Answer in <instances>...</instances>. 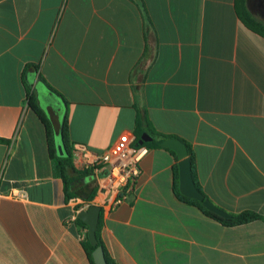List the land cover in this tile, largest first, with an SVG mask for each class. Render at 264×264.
Here are the masks:
<instances>
[{"label": "crops", "instance_id": "0c3cea01", "mask_svg": "<svg viewBox=\"0 0 264 264\" xmlns=\"http://www.w3.org/2000/svg\"><path fill=\"white\" fill-rule=\"evenodd\" d=\"M34 106L56 151L54 106L72 150L153 138L126 201L107 204L101 172L67 197ZM152 132L190 144L215 205L264 217V37L236 0H0V264H91L83 204L101 206L114 264H264V221L227 227L180 201L177 159Z\"/></svg>", "mask_w": 264, "mask_h": 264}, {"label": "trees", "instance_id": "16d2710c", "mask_svg": "<svg viewBox=\"0 0 264 264\" xmlns=\"http://www.w3.org/2000/svg\"><path fill=\"white\" fill-rule=\"evenodd\" d=\"M236 9H237V13L238 16L240 18V20L252 31L258 33L259 35L264 37V22L258 20L249 10L248 8V0H236ZM42 82L46 84V82L42 79ZM49 89L57 96H59L64 104H67V102L63 99L62 95H60L56 90H54L53 88L49 87ZM67 106V105H65ZM34 111L37 113V115L39 116V118L43 121V123L46 125L47 127V133H48V138H49V144H50V152H51V156L53 159H55L58 163L59 169H60V173L63 177L64 180V184H65V192L68 198H73V193L71 192V190L74 188L75 184L77 181H79L81 178L83 177H88L90 175L89 171H80L77 170L74 165H73V161H72V148H71V144L69 143V136H68V117H67V110H65L66 112H63L62 117L63 119V127H62V142L64 144L65 147V153L64 154H60V152L55 150V145H54V140H53V132H52V128L50 126V124L48 123V121L46 120V117L43 113V111H41V109L38 106H34ZM153 136H155L157 139H159L158 143H156V146L160 147V143L163 142L166 139L169 138H175V139H179L181 140L188 148V153H189V157L191 158V162H192V172H193V177H194V181L196 186L198 187V189L205 195V193L202 191L201 187L198 184L197 181V177L195 174V159H194V153L192 150V147L190 146L189 143H187L185 140L178 138V137H174L171 135H163L160 133H156V132H152ZM138 143V142H137ZM145 146H150L149 143H145ZM149 148V147H148ZM164 148V147H163ZM169 151H171L176 159H177V164L174 168L175 170V175H176V182H175V194L177 196V198L182 201L185 202L187 204L193 205L195 207H197L201 212H203V214H205L206 216H208L209 218L223 224L224 226L227 227H233V226H239V225H244V224H248L251 223L253 221H257V220H262L264 221V217L260 216L259 214L255 213V212H251V211H246L243 212L241 214L238 215H233L232 219H224L212 212H210L209 210H207L202 203L194 200V199H190L187 198L185 196H183L179 190V166H178V162H179V158L177 156V154L168 148H165ZM96 190L94 189L92 195L90 196L91 198L93 197V194H95ZM206 196V195H205ZM206 198H208L206 196ZM102 216L103 214L101 213V218H100V223H99V227L97 230V239H98V245L102 246L105 252V256H106V260L108 264H114L113 261L109 258L105 247L103 245L102 239H101V226H102ZM76 223L78 226L87 229L88 230V226L86 223H84L83 221H81L80 219H76ZM83 245L84 248L86 250L87 256L89 258V261L91 262V264H95L94 260H93V250L94 247L91 246L88 237L86 235V238L83 241Z\"/></svg>", "mask_w": 264, "mask_h": 264}, {"label": "built area", "instance_id": "2783aa9c", "mask_svg": "<svg viewBox=\"0 0 264 264\" xmlns=\"http://www.w3.org/2000/svg\"><path fill=\"white\" fill-rule=\"evenodd\" d=\"M149 151L147 146L135 144V136L130 133L122 135L117 143L105 152H95L84 145H75L72 150L74 167L92 174H104L107 183L103 190L111 208L126 201L135 191L140 176V163ZM72 202L77 203L78 200L72 199ZM83 205L78 213L90 208L88 204Z\"/></svg>", "mask_w": 264, "mask_h": 264}, {"label": "water", "instance_id": "95a60500", "mask_svg": "<svg viewBox=\"0 0 264 264\" xmlns=\"http://www.w3.org/2000/svg\"><path fill=\"white\" fill-rule=\"evenodd\" d=\"M153 138L144 134L139 139L137 145H144L145 143L151 142ZM161 147L173 150L178 158L179 162V190L181 194L187 198L194 199L209 210L210 212L224 218L232 219L233 215L219 208L215 203H213L209 198L198 189L195 184L193 172H192V162L189 157L187 146L179 139L169 138L161 142ZM64 144L61 142L58 145V151L60 154L64 153ZM93 178V175L90 179ZM102 208L98 205H92L88 210L80 211L77 215L78 219L83 221L88 226L87 237L92 247H94L92 256L95 264H108L105 256V252L102 246L98 245L97 230L100 223Z\"/></svg>", "mask_w": 264, "mask_h": 264}, {"label": "rangeland", "instance_id": "374dc122", "mask_svg": "<svg viewBox=\"0 0 264 264\" xmlns=\"http://www.w3.org/2000/svg\"><path fill=\"white\" fill-rule=\"evenodd\" d=\"M254 4L256 18L264 22V0H254Z\"/></svg>", "mask_w": 264, "mask_h": 264}, {"label": "flooded vegetation", "instance_id": "af4514ba", "mask_svg": "<svg viewBox=\"0 0 264 264\" xmlns=\"http://www.w3.org/2000/svg\"><path fill=\"white\" fill-rule=\"evenodd\" d=\"M50 111V110H49ZM47 112H48V110H47ZM50 113L51 114H53V115H56L59 119L60 118H62V112H61V109H59V108H57L56 106H54L53 108H52V110L50 111Z\"/></svg>", "mask_w": 264, "mask_h": 264}]
</instances>
